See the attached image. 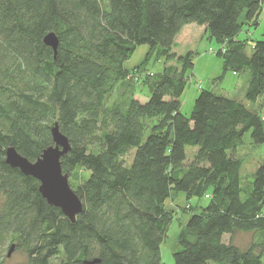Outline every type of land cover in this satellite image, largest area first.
Masks as SVG:
<instances>
[{
    "label": "trees",
    "instance_id": "16d2710c",
    "mask_svg": "<svg viewBox=\"0 0 264 264\" xmlns=\"http://www.w3.org/2000/svg\"><path fill=\"white\" fill-rule=\"evenodd\" d=\"M263 12L264 0H0V247L17 242L27 264H163L173 212L166 203L182 193L186 208L192 197L209 203L181 228L174 264H264V162L245 184L236 155L245 133L264 144V115L200 90L185 118L180 98L192 57L172 53L184 26L202 27L225 45L221 77L248 74L245 100L264 107V35L250 56L236 39ZM49 32L55 54L43 44ZM140 46L148 47L145 62L157 53L178 65L128 70ZM122 84L133 89L111 101ZM141 85L146 99L137 96ZM54 123L71 146L62 172L79 183L74 222L5 160L12 146L36 161L53 144ZM237 232L258 242H224Z\"/></svg>",
    "mask_w": 264,
    "mask_h": 264
},
{
    "label": "rangeland",
    "instance_id": "374dc122",
    "mask_svg": "<svg viewBox=\"0 0 264 264\" xmlns=\"http://www.w3.org/2000/svg\"><path fill=\"white\" fill-rule=\"evenodd\" d=\"M189 27H184V31L180 32L176 37L172 53L175 52L177 56L176 59L184 57V55L191 54L193 68L191 71L186 72L187 76V86L180 98V112L187 118L189 117L197 95L200 90L210 91L216 95H223L227 98H233L239 102H243L250 106V109L260 110V115H264V107H260L261 103L258 105L248 104L245 100V91L247 89L248 74H234L232 72L226 73L223 77L222 66L223 61L220 57H217V52H225V45H222L215 40H210L207 33L202 27L197 25H187ZM246 31L242 32L237 36V40L244 43L245 53L250 56L252 53L251 47L254 42L261 41L264 35V12L260 14L259 23L254 27L245 28ZM248 29V31H247ZM148 53L147 46H140L134 55L127 61L124 66L129 70L134 68H139L140 66L147 72L151 74H158L163 71L166 65H178L175 60L171 63H166L164 57H159L157 53H153L151 58L145 62ZM221 77V78H220ZM112 96L111 101L119 97L125 90L133 89L127 84H122ZM126 91V92H127ZM137 96L140 99H146L148 97V89L146 87L137 86L136 87ZM243 144L236 152V155L241 157L245 161L244 168L242 170V175L244 176V183L252 180V176L255 173L256 168L264 162V144L254 145L252 139L250 138V132L245 133L243 136ZM95 148V147H94ZM190 147L186 149L188 154L187 162L191 161L194 156V151L190 150ZM133 152L130 151L125 157L124 161L128 165L132 158ZM186 162V163H187ZM69 186L72 191L79 186V183L68 175ZM187 199L182 194L176 196L175 200H168L166 203V208L172 210V218L170 226L167 229V234L165 239L162 241L160 246L161 261L163 264H174L173 252L177 249V236L181 231V228L186 224L188 218L192 213H200L202 209L207 206L209 199L207 196H203L201 199L192 197L189 200L190 208H186ZM264 214V209H263ZM224 242H231L235 246H239L241 249L248 248L249 245L256 242L258 238L253 233H241L233 235V237H224ZM258 242V241H257ZM13 244L14 252L10 257H6L8 247ZM17 242L1 244L0 247V264H27L26 255L22 250L16 248ZM213 264V263H210Z\"/></svg>",
    "mask_w": 264,
    "mask_h": 264
},
{
    "label": "water",
    "instance_id": "95a60500",
    "mask_svg": "<svg viewBox=\"0 0 264 264\" xmlns=\"http://www.w3.org/2000/svg\"><path fill=\"white\" fill-rule=\"evenodd\" d=\"M43 44L52 48L54 54L57 51L58 38L53 32L45 35ZM52 136V146L44 149L40 157L36 161H29L21 156L12 146L5 151L6 164L13 169H17L22 175L31 177L39 182L38 192L41 197L54 208H58L60 212L71 222L82 211V202L78 199L74 191L69 186L68 176L63 174L60 161L66 156L71 146H69L68 138L62 135L56 123L50 130ZM14 245L8 249L6 257L14 252ZM100 259L91 261L84 260L83 264H99Z\"/></svg>",
    "mask_w": 264,
    "mask_h": 264
},
{
    "label": "crops",
    "instance_id": "0c3cea01",
    "mask_svg": "<svg viewBox=\"0 0 264 264\" xmlns=\"http://www.w3.org/2000/svg\"><path fill=\"white\" fill-rule=\"evenodd\" d=\"M184 27L186 28V27H189V26H184ZM184 27H183V29H184ZM183 29H182V31H181V32H183V31H184ZM174 41H175V39H174ZM175 43H176V41H175Z\"/></svg>",
    "mask_w": 264,
    "mask_h": 264
}]
</instances>
